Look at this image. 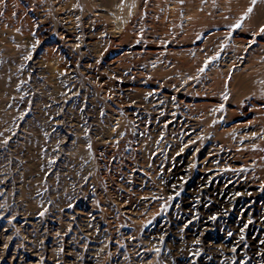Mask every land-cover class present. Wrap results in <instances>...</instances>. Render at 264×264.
<instances>
[{
    "label": "rangeland",
    "instance_id": "obj_1",
    "mask_svg": "<svg viewBox=\"0 0 264 264\" xmlns=\"http://www.w3.org/2000/svg\"><path fill=\"white\" fill-rule=\"evenodd\" d=\"M262 27L264 0H0V264H264Z\"/></svg>",
    "mask_w": 264,
    "mask_h": 264
},
{
    "label": "snow or ice",
    "instance_id": "obj_2",
    "mask_svg": "<svg viewBox=\"0 0 264 264\" xmlns=\"http://www.w3.org/2000/svg\"><path fill=\"white\" fill-rule=\"evenodd\" d=\"M253 3H255V0H253ZM249 12H251L252 11V9L251 8H249V10H248ZM241 25L238 23L237 25H236V27L237 28H239ZM260 31L261 32H264V27H262L261 29H260ZM26 58H30V57H26ZM206 67V66H205ZM200 71L201 72H203L204 71V69L202 68V69H200ZM5 143H6V141H5ZM213 219H215V217H213Z\"/></svg>",
    "mask_w": 264,
    "mask_h": 264
}]
</instances>
